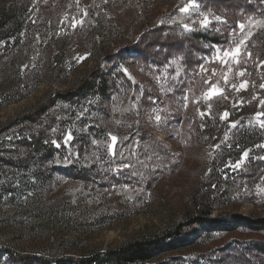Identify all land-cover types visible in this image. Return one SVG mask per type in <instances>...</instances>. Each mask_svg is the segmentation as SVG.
I'll return each instance as SVG.
<instances>
[{"label":"rangeland","instance_id":"obj_1","mask_svg":"<svg viewBox=\"0 0 264 264\" xmlns=\"http://www.w3.org/2000/svg\"><path fill=\"white\" fill-rule=\"evenodd\" d=\"M107 1L99 0L98 7L107 9ZM151 1H144L150 23L166 10L162 3L176 5V0ZM183 2V7L189 4V0ZM124 3L126 15L133 14L128 7L130 0ZM195 3L199 7L190 8L187 13L199 24L207 17L211 23L200 26L204 34L215 38L200 43L195 67L185 68L179 58H174L158 74L153 73L157 71L154 67L149 76L140 68L133 75L123 69L131 82L136 78L151 80L150 89L157 87L160 97L148 98L145 108L139 105V93L112 95L107 100V112L99 113L97 121L92 120L90 107L85 106L76 109L64 124L55 125L49 141L56 151L53 159L43 162L54 175L49 189L36 178L34 165L27 170H0V247L37 258L53 255L56 250L69 252L75 260L93 257L126 242L149 238L172 222L184 220L193 209L191 199L195 193L212 206L211 218L229 213L264 218V142H258L259 133L264 139V116H257L264 113V13L235 9L221 0L216 4L206 0ZM66 10L68 14H78L75 7ZM124 23L125 17L120 15L105 28L118 29ZM240 24L245 25L243 32ZM246 36L238 62L230 59L226 65L214 58L217 48H234ZM93 41L99 44L100 36L94 33L85 45L90 47ZM93 56V52L77 58L74 55L73 71L64 83L39 84L22 100L2 110L0 122L22 114L47 93L69 88L93 64ZM213 84L221 91L206 98ZM62 108L66 110V106ZM171 112L180 113L183 119L172 120ZM191 114L197 122L186 121ZM207 124L212 125L210 136L201 133ZM239 128L252 134L247 142L256 144L236 160L237 149L233 145ZM162 129L170 130L169 138ZM149 131L155 138L149 136ZM69 134L72 139L65 143ZM112 137H116L115 143ZM80 139H84L87 148L83 155L77 152ZM158 140L167 147L158 145ZM222 143L228 144V157L220 160ZM163 149H169L173 158ZM213 158L218 161L217 168L208 164ZM68 167L74 169L72 172H83L88 179L59 176L54 169ZM160 167L163 172L156 174ZM99 170L116 175L120 183L111 188L95 184L107 183L93 179V172ZM25 208L32 212L28 225L21 223ZM193 239L190 246L157 255L147 264L264 262L263 257L254 258L255 253L242 251L245 244L264 241V234L238 230L210 236L199 233ZM2 261L11 264L7 258Z\"/></svg>","mask_w":264,"mask_h":264},{"label":"trees","instance_id":"obj_2","mask_svg":"<svg viewBox=\"0 0 264 264\" xmlns=\"http://www.w3.org/2000/svg\"><path fill=\"white\" fill-rule=\"evenodd\" d=\"M82 1L0 0V112L9 104L22 100L41 83H64L73 71L71 65L75 61L74 55L77 58L86 53L95 54L93 64L79 74L69 88L47 93L22 114L0 122V170H27L34 165L36 178L42 184L45 183L47 189L51 188L54 175L53 171L50 174L43 162L53 159L56 151L49 141L50 131L55 125L64 124L76 109L85 106L90 107L92 120L97 121L99 113L107 112V100L112 95L123 97L124 94L129 96L139 93V105L148 107V98L156 95L160 97L157 87L151 90V80L144 78H136L131 82L123 74V69L133 75L136 68H140L149 76L154 67L157 71L153 73L158 74L174 58H179L185 68L195 67L200 43L215 39L209 33L204 34L199 22L190 17L189 13L179 10L183 7V0H176L173 7L169 3H162L166 10L158 13L155 21L151 23L149 10L144 5L145 0H130L128 7L133 10V14L129 16L124 8L126 5H122L125 0H108L107 9L98 7L99 0L86 3ZM217 1L206 0L207 3ZM221 1L235 9L264 13V0ZM73 7L77 9V15L68 14L66 10ZM120 15L125 17L124 26L120 25L118 29L105 28V24L110 26ZM185 24L191 30H185ZM135 27L138 30L135 31ZM94 33L100 36L99 44L93 41L87 47L85 42ZM262 91L264 95V90ZM62 106H66L65 111ZM169 118L181 121L183 116L171 112ZM190 119L198 121L193 114L186 121ZM203 126L201 133L210 136L212 125ZM162 132L170 137V130L162 129ZM261 135H258L259 143L264 142ZM149 136L155 138L152 131H149ZM235 137L233 148L237 149V160L243 151L254 147L256 142H247L252 134L244 128H239ZM157 143L164 149L167 147L159 140ZM227 145H220V160L228 157ZM85 149V141L80 139L77 152L83 155ZM164 152L173 158L169 149ZM149 153L150 151L147 152ZM217 162L213 158L208 164L217 168ZM54 169L59 176L88 179L83 172H72L74 169L71 167ZM163 169L157 168L156 174L162 173ZM93 174V179L107 181L95 183L99 186L111 188L120 183L114 174L100 170ZM197 197L199 196L195 193L191 199L193 209L184 220L172 222L163 231L149 238L129 241L117 248L80 260H75L64 250H56L53 255L37 258L35 255L21 254L4 246L0 247V264H7L2 258H7L11 264H147L157 255L190 246L199 233L201 236H210L244 230L264 234V218L237 213L211 218L212 206ZM22 213L24 218H21V223L28 225L27 219L32 216V212L25 208ZM16 215L18 214H13ZM242 247L246 254L255 253L254 258L259 256L264 259V241L257 240Z\"/></svg>","mask_w":264,"mask_h":264},{"label":"snow or ice","instance_id":"obj_3","mask_svg":"<svg viewBox=\"0 0 264 264\" xmlns=\"http://www.w3.org/2000/svg\"><path fill=\"white\" fill-rule=\"evenodd\" d=\"M198 7H199V5H197L195 3V0H189V4L185 5L184 7L180 8L179 10L181 12H188L190 8H198ZM216 19L219 20L220 17H216ZM76 23H79V21H77ZM210 23H211V21L207 17H204L200 21V24H201L202 27H207ZM183 27H184L185 30H191L188 24L183 25ZM239 27H240L241 32H243V30L245 28V25L244 24H240ZM249 35H251V34L249 33ZM247 38L248 37L246 36V37H244V39H241L240 42L238 44H236L234 48H226V49H223V50H221L220 48H217L216 49V55H215L214 58L217 59V60H220L222 63H224L226 65L229 63V60L230 59L232 61L238 62V59L237 58L240 55L241 47L245 44V41L247 40ZM249 55H250V53H249ZM262 63H264V62H262ZM201 70L202 71H207L203 67H201ZM241 75H243V73H241ZM241 87H245V85L242 84ZM261 87L264 88V84H262ZM220 91L221 90L218 89V88H216V86L213 84L211 86V88L209 89L208 93L205 94L206 95V98H211V96L218 94ZM261 104L264 105V100L261 101ZM201 115H203V113H201ZM227 116H228V113L225 112L224 117L226 118ZM257 116L258 117L259 116H264V113H257ZM156 119L157 120H160V117L159 116H156ZM233 126H235V125H233ZM262 126H264V123H262ZM71 139H72V137L69 134L65 138V143H67ZM112 140L115 143L116 137H112ZM53 143H55V141H53ZM57 146H59V145H57ZM247 155H248V153L245 152L244 153V156L247 157ZM236 166H239V164H237Z\"/></svg>","mask_w":264,"mask_h":264}]
</instances>
